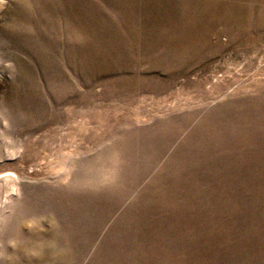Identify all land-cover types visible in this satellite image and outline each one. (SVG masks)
<instances>
[{"label":"rangeland","instance_id":"obj_1","mask_svg":"<svg viewBox=\"0 0 264 264\" xmlns=\"http://www.w3.org/2000/svg\"><path fill=\"white\" fill-rule=\"evenodd\" d=\"M0 264H264V0H0Z\"/></svg>","mask_w":264,"mask_h":264}]
</instances>
